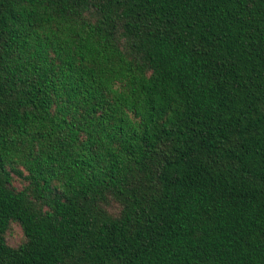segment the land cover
Wrapping results in <instances>:
<instances>
[{
	"label": "trees",
	"instance_id": "obj_1",
	"mask_svg": "<svg viewBox=\"0 0 264 264\" xmlns=\"http://www.w3.org/2000/svg\"><path fill=\"white\" fill-rule=\"evenodd\" d=\"M0 264H264V0H0Z\"/></svg>",
	"mask_w": 264,
	"mask_h": 264
},
{
	"label": "rangeland",
	"instance_id": "obj_2",
	"mask_svg": "<svg viewBox=\"0 0 264 264\" xmlns=\"http://www.w3.org/2000/svg\"><path fill=\"white\" fill-rule=\"evenodd\" d=\"M7 242L11 245L18 244L23 239V234L17 224H12L8 233L6 234Z\"/></svg>",
	"mask_w": 264,
	"mask_h": 264
}]
</instances>
